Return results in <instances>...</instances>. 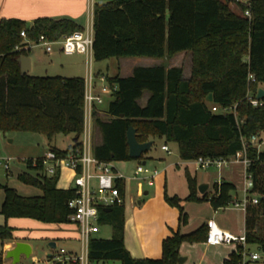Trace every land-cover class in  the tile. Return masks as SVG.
Returning <instances> with one entry per match:
<instances>
[{
  "label": "trees",
  "instance_id": "1",
  "mask_svg": "<svg viewBox=\"0 0 264 264\" xmlns=\"http://www.w3.org/2000/svg\"><path fill=\"white\" fill-rule=\"evenodd\" d=\"M252 18L232 13L221 0H94L93 60L110 58H172L190 53L191 79L185 80L181 68L164 66L135 68L130 77L108 78L117 87L104 110L95 107L92 124L102 143L93 147L102 163L127 162V132L136 131L140 144L162 140L175 147L182 162L198 158L228 159L242 150V139L264 133L262 106L252 107L248 93L257 96L264 84V0H250L246 7ZM84 28L69 19H37L31 24L16 19H0V132L33 133L46 138L49 151L64 158L80 147L84 125L83 78L22 76L19 58L27 56L21 37L30 41L45 36L57 41ZM253 75L254 82H249ZM148 94L145 106L139 101ZM212 95V102L207 101ZM217 111L213 112L212 108ZM234 109L235 113L230 110ZM77 138L68 149L52 145L58 135ZM251 194L258 204L245 210V237L249 246L264 253V149L249 145ZM28 172L18 175L24 184L41 190L40 196L23 197L16 190L0 186L4 199L0 214L6 219L33 220L45 225H72L66 202L75 190L57 188L59 174L47 176L41 158L24 161ZM33 172V175L31 174ZM189 194L186 201H208L215 211L234 203L232 182L215 183V194L199 197L197 180L185 168ZM121 203L109 213L99 210V225L111 227V238H93L88 246L89 264H179L182 244H205L206 224L189 234L180 231L162 242L159 260H136L124 244L125 183L117 181ZM169 205L179 210V227L187 224V214L177 197L166 196ZM16 229L0 227V246L14 237ZM242 248H236L223 264H241ZM68 264H78L69 262Z\"/></svg>",
  "mask_w": 264,
  "mask_h": 264
},
{
  "label": "rangeland",
  "instance_id": "2",
  "mask_svg": "<svg viewBox=\"0 0 264 264\" xmlns=\"http://www.w3.org/2000/svg\"><path fill=\"white\" fill-rule=\"evenodd\" d=\"M228 9L240 16L246 17L247 5L239 2L238 0H221ZM250 17L252 18L251 12H249ZM56 50L58 47L55 48ZM38 52H41L40 49H35L28 54L30 58L33 59V71L31 76L34 77H81L79 73H84L83 79L86 80L88 77V68L91 70L93 75V84L95 92L100 94L102 83L99 81L100 76L105 77H130L131 67L136 68H151L164 66L166 68H181L183 71V76L185 80L191 79L192 72V57L191 54L181 53L179 55L173 56V58H165L161 60L152 59V58H110L102 62H96L92 59L91 65L89 66L86 62L84 56L80 55L65 56L52 59L43 58L42 60L37 59ZM43 53V52H42ZM42 56H44L42 54ZM40 56V58L42 57ZM103 74V75H102ZM260 89L264 90V84L260 86ZM146 97H144L145 100ZM112 96H105L104 103L98 109L99 112L105 110L108 107L109 102L112 100ZM100 116L105 118L101 113ZM96 127L91 126V132L95 130ZM98 128H96L95 136L99 134ZM72 135H58L55 138V141L52 142V145L56 146L58 149H67L72 145ZM261 138H264V133L260 135ZM164 145L162 140H156L155 146L152 148L150 154L155 159L144 158L140 161L131 160L127 162H122L117 164L120 173L126 178H133L135 176V170L138 164L146 162V168L151 170H156L158 175L154 179L153 185L149 186L146 181H144L143 175H138L135 181L129 182L130 190L127 187L126 194V208L131 206V209L134 212H140L144 209L151 211L157 210L159 212L161 204L164 209L174 216L175 219L179 218V210L175 206H171L166 201V196L173 198L177 197L179 199V204L183 207L184 212L187 214V224L181 226L182 233H191L199 228L203 223H207L208 219L212 217L215 220V223L220 228L227 227L230 232L235 236L244 235V221L243 216L244 212L242 209L235 208L233 205L220 209L216 213L212 208L211 204L206 202H195V201H186V197L189 194L187 181L185 178V168L184 164L180 166L170 165L175 161L179 162V155L175 147L168 146L171 154L164 153L161 148ZM48 144L46 138L42 135L33 134V133H2L0 132V186H7L16 190V192L23 197H34L40 196L41 190L38 188L24 184L18 179V175L24 172H28L25 165V158H36L44 156L48 151ZM264 146L260 147V150H263ZM147 154V153H146ZM163 157L164 160H158V158ZM181 162V161H180ZM8 164L9 170L5 168V165ZM192 175L197 174V180L206 182L209 185L207 191L208 196H213L215 194L213 185L218 181L223 179L231 180L236 187V190L232 193L233 199L242 201L244 198L243 190V166L241 164H233L228 169H222L220 172L216 169L208 170H196L194 171V165L191 163L187 166ZM33 175V172H31ZM223 175V176H222ZM65 175H62L61 181ZM222 177V178H221ZM62 185V184H61ZM197 186V190H198ZM147 192L148 195H144ZM202 195L199 194V197ZM4 199V193L0 190V206ZM164 211L162 212V215ZM169 216V214H168ZM13 223V224H9ZM8 225L13 226L18 229H22L23 232L18 231V233H31L32 235H37V240L33 241L34 254L29 258L23 257L18 264H54L57 262L56 258L59 256L60 249L65 251L73 247L76 254H80V245L78 243L71 242H55L57 247L56 249H51L49 243L46 239V235L51 231H55V227L50 225H45L33 220L26 219H9L6 220L0 214V226ZM66 229H70L69 225H64ZM96 237L101 239H110L111 238V227L108 225H100V231ZM41 239V240H40ZM16 241L12 239L10 241H5L0 246V264H13L9 259H5L6 251L8 245H12ZM230 249H235V245L229 247L217 246V247H205L204 244H182L180 251L183 253V258L186 259L184 264H217L216 258L221 259V255L224 256L229 252ZM249 251L251 253H257L260 259L255 262L256 264H264V253L259 252L256 246H249ZM48 255H52V258L49 259ZM220 256V257H219ZM4 259V260H3ZM3 261V262H2ZM109 264H120L119 262H113Z\"/></svg>",
  "mask_w": 264,
  "mask_h": 264
},
{
  "label": "built area",
  "instance_id": "3",
  "mask_svg": "<svg viewBox=\"0 0 264 264\" xmlns=\"http://www.w3.org/2000/svg\"><path fill=\"white\" fill-rule=\"evenodd\" d=\"M245 5H249L250 0H238ZM90 10H93L94 0H88ZM245 16L250 17L249 11H246ZM21 37L26 45L23 48L16 47V51H29L35 47H40L43 51L51 55L56 47L65 56L82 55L85 57L87 64L90 66L93 59V44H94V29L93 22L87 25L81 31H76L71 35L65 36L57 41H50L45 36H40L35 41L27 39L24 31L21 32ZM99 81L102 83L100 94L95 92L93 84V75L88 68V77L85 80L84 93V125L83 133L80 138V147L74 153L68 154L64 158L57 157L51 151H47L41 158V167L47 176L53 177L63 169H69L74 172L72 189L75 190V197L68 201L67 205L71 210L68 218L69 222L76 228L78 232V244L80 245V254H67L64 249H60L57 261L62 264L69 262L78 264H89L88 262V246L91 239L96 238L100 231L99 225V210L111 208L116 204L121 203L120 191L117 188V181L124 180L123 176L118 174L111 163H102L93 155V139L91 126L92 113L95 107L101 106L104 103L105 96H111L117 87H110L105 76H100ZM249 82H254L253 75H249ZM246 99L251 106L256 108L263 105L261 100H257L251 93H248ZM213 112L217 111L216 107L212 108ZM235 113L234 109L230 110ZM249 145L256 147L264 146V138L260 135H253L249 140L242 139V150L237 152L235 156L224 158H198L197 160L185 163L194 165L195 170L228 169L233 164H241L243 166V190L244 198L242 201L234 200L233 206L238 209L246 210L248 205L254 206L258 204V198L255 194H251L253 189V179L249 172L251 160L247 157V149ZM163 151L171 154L168 146L163 145ZM36 165V159H33V166ZM6 170L9 168L5 165ZM135 175H143L144 181L149 186L153 184L157 171H150L145 165H138ZM218 184L221 182L218 181ZM207 237L206 245L208 246H231L242 248L241 264H256L260 257L257 253H251L248 249L245 234L243 236H235L219 228L214 220H209L206 223Z\"/></svg>",
  "mask_w": 264,
  "mask_h": 264
},
{
  "label": "crops",
  "instance_id": "4",
  "mask_svg": "<svg viewBox=\"0 0 264 264\" xmlns=\"http://www.w3.org/2000/svg\"><path fill=\"white\" fill-rule=\"evenodd\" d=\"M41 18H49V19H53V20L69 19V20L74 21L76 24H78L82 28H86L87 25H89L91 23V21L93 22V10H90L88 0H0V19H16V20H21V21H24L28 24H31L35 20L41 19ZM35 49L41 50V52H38V54H37V57H38L37 59H40V60H42L43 58H49V59H51V62H52V59L61 57V55H63L60 52L59 48L57 50L55 49L53 54L48 55L43 51L42 48L35 47L29 51H26L28 58H30L28 56V54L31 53ZM42 54L44 56H42ZM40 56H42V57L40 58ZM80 57H82V55H80ZM30 60H31V71H30L29 75H31L32 71H33V59L30 58ZM157 60H161V59H157ZM135 68L134 67L130 68L131 75H132L133 70ZM79 75L81 77H74V78H83L84 73H79ZM120 77L126 78V77H123L122 75ZM63 78H67V77H63ZM86 78H87V76H86ZM108 78H110V77H108ZM144 97H146L145 100H144ZM147 99H148V94L145 93L143 98L139 101V104L142 107L145 106ZM96 108L99 109L100 106H98ZM103 112H104V110H102V112H100V113L102 115H104ZM95 134H96V128L92 133V139H93V146H98L102 143V137H101L100 133L97 135V137L95 136ZM72 142L74 143V137H72ZM61 150H66V149H61ZM151 150H152V148L150 149L149 152H147V154L144 155V158L155 159V157H152L150 154ZM48 151H49V149H48ZM163 152L168 154L165 151H163ZM37 158H40V157H36V158L28 157V158H25L24 160L37 159ZM158 160H164V159H163V157H161V158H158ZM180 161L181 160L179 159V162L175 161L174 163L172 162V164H170V165L180 166L181 164H184L185 166H189V163H185L182 161L180 162ZM119 163H122V162H118L117 164H119ZM143 163L141 165H143ZM115 164L116 163H112V166L114 167L115 171L118 174L122 175L120 173L118 167H116ZM146 164L147 163L145 162V166H146ZM138 165H140V163ZM8 170H9V168H8ZM152 171H156V170H152ZM194 171L196 174L195 169H194ZM135 172H136V170H135ZM62 175H65V177L61 181ZM157 175H158V173H157ZM157 175L155 176V178L157 177ZM193 176H195L196 180H197V174L193 175ZM123 178H124V183H125V201H124V204H125V226H124V244H125V247L133 259H136V260H144V259L159 260V259H161V256H162V242L166 238L171 237L174 233H176L178 231H180L181 234H187V233L181 232L182 229H181V227H179V218H178V220L175 219L174 216H171L172 213H170L169 211H168V214H169V216H168L167 211L164 209L162 204L160 206L159 212L157 210L151 211L148 209H144L143 211H140V212H134L131 209V206L126 208L127 187L130 190L129 182L135 181L137 176L135 175L133 178H131V177L126 178L123 176ZM73 179H74V172L73 171H71L69 169L61 170V172L59 173L57 188L60 190L71 189ZM222 180L229 181L228 179H223V178H222ZM229 182H232V181L230 180ZM202 184H206V182H202V181L197 180V186H200ZM144 195H148V193L145 192ZM163 211H164V214L162 215ZM215 212L217 213L218 211H215ZM243 212H244L243 221H244V232H245V211H243ZM209 220H214V219L212 217H210L208 219V221ZM9 224H13V223H9ZM203 224H206V223L204 222ZM3 226H5V225H3ZM3 226H0V227H3ZM50 226L55 227L54 228L55 231H51L49 234L46 235V239H47L49 244L55 243L58 241L78 243V232L73 225H69L71 227V230L66 229L64 225H50ZM9 227L16 229V232L14 233V237H13V239H15L16 241H14L12 245L11 244L8 245L6 252L13 249L17 242H25L31 246L32 253L30 256H32L34 254L32 242L37 240L38 236L32 235L31 233H18V234H21L18 236L17 232L18 231L23 232L22 229H18V228L13 227V226H9ZM221 229L226 231V232L231 233L227 227L221 228ZM96 238H98V237H96ZM204 245L206 248L207 247H213V246L206 245V243ZM56 247H57V245H56ZM226 247H229V246H226ZM233 251H235V249L234 250L230 249L229 252L225 256H224V254L221 255V259L216 258L217 264H223L224 260H226ZM66 253L68 255L69 254L70 255L76 254L73 247L70 248L68 251L66 250ZM181 256H183V253H181V251H180V257ZM23 257H25V256L22 255L20 257V260ZM5 259H8V258H6V256H5ZM9 260L12 261V259H9ZM185 262H186V259H185Z\"/></svg>",
  "mask_w": 264,
  "mask_h": 264
},
{
  "label": "water",
  "instance_id": "5",
  "mask_svg": "<svg viewBox=\"0 0 264 264\" xmlns=\"http://www.w3.org/2000/svg\"><path fill=\"white\" fill-rule=\"evenodd\" d=\"M20 63V72L22 76H25L31 71V60L27 56L23 55L19 58ZM257 100H262L264 98V90L259 89L257 96ZM208 102H212V95H208ZM74 142H77V138H74ZM153 142H147L140 144L136 139V131L132 127L129 128L127 132V145L129 157L132 159H140L145 153L149 152L152 147ZM145 165V162L143 163ZM209 186L207 184H202L198 187V192L201 195L207 193ZM68 203V202H66ZM104 212L109 213L111 211L110 208L103 209ZM51 249H56L55 243L49 244ZM32 253V248L28 243L25 242H17L13 249L9 250L6 253V258L12 259L13 264H18L20 261V257L24 255L26 258H29ZM48 258L51 259L52 255H48ZM185 262V258L179 257V264H183ZM54 264H62L61 261H57Z\"/></svg>",
  "mask_w": 264,
  "mask_h": 264
}]
</instances>
